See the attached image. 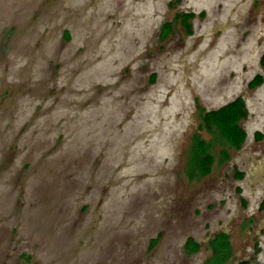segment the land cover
I'll return each mask as SVG.
<instances>
[{"label":"rangeland","instance_id":"1","mask_svg":"<svg viewBox=\"0 0 264 264\" xmlns=\"http://www.w3.org/2000/svg\"><path fill=\"white\" fill-rule=\"evenodd\" d=\"M263 56L264 0H0V264H206L218 233L264 264ZM236 97L239 150L197 109Z\"/></svg>","mask_w":264,"mask_h":264},{"label":"trees","instance_id":"2","mask_svg":"<svg viewBox=\"0 0 264 264\" xmlns=\"http://www.w3.org/2000/svg\"><path fill=\"white\" fill-rule=\"evenodd\" d=\"M202 16V14H199ZM195 17L193 13H178L175 15V19L179 20L181 26L184 28L187 34H191L190 21ZM172 32V23L164 22L159 31V41H164ZM65 39H68L67 33H65ZM264 63V56L261 60ZM154 79L152 77L151 81ZM263 83V77L261 75H255L247 84L248 89H254L259 87ZM200 113V125L199 130H205L211 134L217 135L229 148L239 150L245 141L246 134L240 122L245 120L248 116V111L245 107V103L242 97H236L229 103L210 111H204L202 108L197 107ZM255 140H261L262 135L257 132L254 134ZM210 144L201 140L199 136H195L192 147L188 157V178H203L210 174L212 165L214 162L213 156L209 153ZM222 159L227 161L229 159L228 154L225 151H221ZM236 179H241L242 174L235 173ZM264 203L261 204L263 207ZM157 242V238L149 241V250L152 249ZM207 247L211 253L209 262L206 264L214 263L219 264L221 261L229 257L231 252V244L229 237L225 233H218L208 241ZM255 253L259 251L255 244ZM184 251L187 255L198 252L201 245L195 242L192 238H187L184 243ZM237 264H250L249 260L240 261Z\"/></svg>","mask_w":264,"mask_h":264},{"label":"crops","instance_id":"3","mask_svg":"<svg viewBox=\"0 0 264 264\" xmlns=\"http://www.w3.org/2000/svg\"><path fill=\"white\" fill-rule=\"evenodd\" d=\"M262 77H263V76H262ZM248 83H249V82H248ZM262 84H263V83H262ZM262 84H261V85H262ZM261 85H260V86H261Z\"/></svg>","mask_w":264,"mask_h":264}]
</instances>
